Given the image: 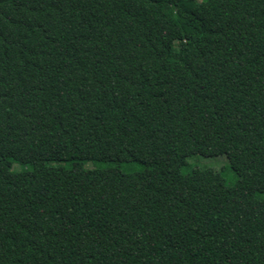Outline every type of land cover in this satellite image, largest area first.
<instances>
[{
    "label": "trees",
    "instance_id": "16d2710c",
    "mask_svg": "<svg viewBox=\"0 0 264 264\" xmlns=\"http://www.w3.org/2000/svg\"><path fill=\"white\" fill-rule=\"evenodd\" d=\"M0 264H264V0H0Z\"/></svg>",
    "mask_w": 264,
    "mask_h": 264
},
{
    "label": "rangeland",
    "instance_id": "374dc122",
    "mask_svg": "<svg viewBox=\"0 0 264 264\" xmlns=\"http://www.w3.org/2000/svg\"><path fill=\"white\" fill-rule=\"evenodd\" d=\"M189 162L193 166L199 167H208L215 170H219L222 172L225 182L231 184L235 181L236 175L234 171L230 167L229 159L226 155L219 156H203V155H195L189 158ZM16 168H18V164H14ZM87 166L90 164H86Z\"/></svg>",
    "mask_w": 264,
    "mask_h": 264
}]
</instances>
